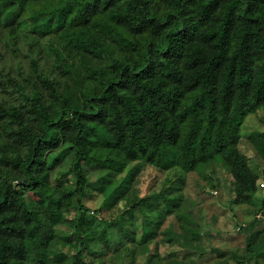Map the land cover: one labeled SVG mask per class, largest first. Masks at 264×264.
<instances>
[{"label": "trees", "instance_id": "obj_1", "mask_svg": "<svg viewBox=\"0 0 264 264\" xmlns=\"http://www.w3.org/2000/svg\"><path fill=\"white\" fill-rule=\"evenodd\" d=\"M0 29L27 55L7 69L0 53V264H49L60 209L80 226L84 200L136 166L192 171L220 156L250 200L237 145L264 110V0H0ZM132 194L117 196L161 199L195 234L175 196ZM76 259L87 264L82 249Z\"/></svg>", "mask_w": 264, "mask_h": 264}, {"label": "rangeland", "instance_id": "obj_2", "mask_svg": "<svg viewBox=\"0 0 264 264\" xmlns=\"http://www.w3.org/2000/svg\"><path fill=\"white\" fill-rule=\"evenodd\" d=\"M7 33L0 29V38ZM141 38L147 40L144 34ZM1 43L0 53L9 55L7 69L24 64L22 38L12 42L15 52ZM256 132L264 140L262 109L250 113L239 127L237 149L255 177L256 189L249 201L242 202L235 192L236 180L220 156L192 171L175 167L159 172L136 166L84 200L85 219L80 226L74 220V206L60 209L54 225L59 238L49 242L45 252L49 264H76L80 249L87 264H264V159L251 137ZM131 183L134 186L129 188ZM111 191L119 197L129 192L138 198L158 193L169 199L175 196L177 211L193 220L195 226L190 227L196 232H184L171 214L164 217L161 199L153 200L152 207L130 204L131 209L132 197L119 200L110 196ZM249 241L254 252L248 249Z\"/></svg>", "mask_w": 264, "mask_h": 264}, {"label": "built area", "instance_id": "obj_3", "mask_svg": "<svg viewBox=\"0 0 264 264\" xmlns=\"http://www.w3.org/2000/svg\"><path fill=\"white\" fill-rule=\"evenodd\" d=\"M263 187H264V185H263Z\"/></svg>", "mask_w": 264, "mask_h": 264}]
</instances>
